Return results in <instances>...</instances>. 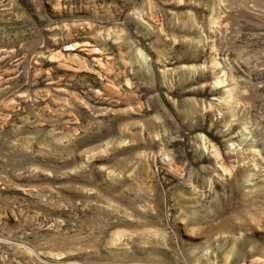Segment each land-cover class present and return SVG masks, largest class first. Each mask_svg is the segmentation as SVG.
Returning <instances> with one entry per match:
<instances>
[{"label": "rangeland", "instance_id": "374dc122", "mask_svg": "<svg viewBox=\"0 0 264 264\" xmlns=\"http://www.w3.org/2000/svg\"><path fill=\"white\" fill-rule=\"evenodd\" d=\"M0 264H264V0H0Z\"/></svg>", "mask_w": 264, "mask_h": 264}]
</instances>
